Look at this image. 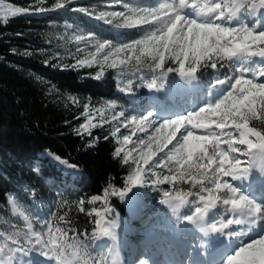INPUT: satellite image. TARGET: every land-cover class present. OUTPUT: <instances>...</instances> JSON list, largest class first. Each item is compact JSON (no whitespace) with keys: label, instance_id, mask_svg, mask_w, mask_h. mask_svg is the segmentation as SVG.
Listing matches in <instances>:
<instances>
[{"label":"snow or ice","instance_id":"obj_1","mask_svg":"<svg viewBox=\"0 0 264 264\" xmlns=\"http://www.w3.org/2000/svg\"><path fill=\"white\" fill-rule=\"evenodd\" d=\"M37 3L31 14L81 12L142 32L139 38L120 44L97 39L93 33L73 35L77 45L85 46L77 47L75 63L64 67L98 66L97 77L105 68L121 73L147 68L153 75L142 86L150 90L163 87L170 73L191 84L204 70H223L222 77L218 75L209 86L204 103L185 114L157 119L159 113L153 111L116 112L114 101L95 110L84 105L85 122L78 134L91 135L93 128L118 122L111 132L117 145L113 156L130 169L122 189L109 185L103 195L91 198L90 203L104 205L88 213L96 217L92 236L115 239L117 224L107 218L112 211L109 197L123 199L151 178L154 185H171L161 203L175 212L190 206L185 222L206 237L226 239L215 249L218 259L212 264H264V0H157L151 6L113 0L122 10L98 14L86 7H70L75 0H54L50 7L43 6L45 0ZM3 7L0 4V18L5 21L9 15L29 14L26 8L5 12ZM132 87L128 80L120 91L131 92ZM121 129L127 134L121 135ZM55 159L76 167L59 156ZM254 172L260 182L259 198L252 184L245 188L234 183L250 180ZM8 203L24 229L0 231V264H24L22 257L34 248L50 264H108L89 255L81 239L87 233L76 232L67 212L58 217L67 227L45 223L38 229L15 199L9 197ZM83 203L79 211H84ZM110 264H120L115 254Z\"/></svg>","mask_w":264,"mask_h":264},{"label":"trees","instance_id":"obj_2","mask_svg":"<svg viewBox=\"0 0 264 264\" xmlns=\"http://www.w3.org/2000/svg\"><path fill=\"white\" fill-rule=\"evenodd\" d=\"M53 2L45 0L43 6L50 7ZM93 2L75 0L70 7L89 8ZM0 4L7 5L5 12L17 7L29 9V14L9 15L7 21L0 18V231L24 229V222L10 211L8 196H12L22 203L38 229L45 223L67 227L58 220L67 212L76 232L87 233L81 239L93 260L107 261L106 248L100 251L94 247L91 231L95 216L88 215L104 205L90 201L103 195L109 185L122 189L130 169L113 156L117 145L111 136L112 121L91 129V135L78 134L77 129L85 122V104L95 110L109 100L127 106L132 101L118 93L112 69L105 68L97 77L98 66L64 67L75 63L73 43L52 39L49 34L70 21L81 22L107 40L131 41L142 32L117 27L116 22L109 25L81 12L31 14L39 6L37 0H0ZM218 75L222 77L223 70H204L198 80L199 90L205 93ZM107 118L110 120L109 113ZM56 156L75 165L79 172H71L65 165L66 170ZM170 188L168 184H152L151 178L144 187L133 188L126 196L132 215L123 199L109 197L113 217L119 214L125 227L123 247L136 244L139 235L133 233L142 234L153 216L165 210L161 200ZM81 201L84 211H79Z\"/></svg>","mask_w":264,"mask_h":264},{"label":"rangeland","instance_id":"obj_3","mask_svg":"<svg viewBox=\"0 0 264 264\" xmlns=\"http://www.w3.org/2000/svg\"><path fill=\"white\" fill-rule=\"evenodd\" d=\"M94 1L95 2L93 3L95 5L89 6L88 8L89 11L92 12L93 14H98L100 11H120L122 10L119 5L113 4V0H102V1L94 0ZM130 3L134 5L151 6V5H155L157 3V0H143V2H140V0H132V2ZM100 5H103V6H100ZM109 5H112V6L110 7ZM3 6L6 7L7 5H3ZM75 8H78V7H75ZM88 33H92V32H90L85 26H83L81 22L70 21L67 23H62L60 29L56 31V33L55 32L50 33L49 36L52 39L63 38L66 41L73 43L72 54L79 55L76 53L77 47L83 48L85 45L84 43L77 45V43L74 40H72L71 37L73 35H87ZM95 36L97 39L103 40L97 35ZM111 41H113V43L115 44L130 42L122 38L111 39ZM112 71H113V80L116 84V89L118 93L124 98H128L132 101V103H130L129 106L123 105V104H120L114 101L117 105L115 111L116 112L123 111L125 112L126 115H140V114L146 113L147 111H153V112L159 113V115L156 118L160 119L161 117H169V116H174L176 114H185L187 111H192L195 108L201 106L204 103L205 99L207 98L209 87L208 89H206L205 91L206 93H203L202 91L199 90L198 81L192 82L191 84L186 83L176 73L168 74L167 78L163 81V87L157 90L158 93L154 95L153 91L155 89L150 90L142 86L144 81L150 80L153 75V73H151L147 68L141 69L140 71H137V72L125 71L121 73L117 69H112ZM141 77H143V80L141 79ZM128 80L132 81V84H133L132 91L131 92L120 91V89L124 87L125 84H127ZM183 93H187V95H184L185 98L180 99V100L176 99L175 97L176 94L180 95ZM109 101H113V100H109ZM104 105H106V103ZM111 115L112 113L109 112L110 117ZM116 126H118V122L112 121L110 125L112 131L114 130ZM123 134H127V131L124 129H121V135ZM157 171H161V170L157 169ZM71 172L78 173L77 171H71ZM255 174L256 173L254 172V175ZM253 194L256 195V193H253ZM123 199L128 203L127 204L129 206V208L127 209L128 213L132 215L131 204L128 202L127 197H124ZM17 203L21 207H23L22 203H19V202ZM109 215L111 219H113L112 212ZM114 220L117 224V227L115 228V236L120 237L121 233L125 232V227L123 226V223L121 221V217L119 214H117ZM159 220L160 219H158L157 222H160ZM154 221L155 220L152 219L150 224H152ZM154 230L159 232L160 227L155 226ZM133 235L140 236L139 231H135ZM145 242L147 243V241ZM94 247L98 248L97 245L95 244H94ZM99 250L102 251V248L99 247ZM127 252L129 255L131 253V249L129 248ZM146 252L149 253V251H146ZM141 260H144L147 263L148 258H144V259L142 258ZM107 262H109V259H107ZM160 262L162 264L165 261L163 260V258H160Z\"/></svg>","mask_w":264,"mask_h":264},{"label":"bare ground","instance_id":"obj_4","mask_svg":"<svg viewBox=\"0 0 264 264\" xmlns=\"http://www.w3.org/2000/svg\"><path fill=\"white\" fill-rule=\"evenodd\" d=\"M188 93V92H187ZM187 93L183 94H176V99L180 100L185 98L184 95H187ZM188 97V96H187ZM65 166V164H63ZM67 166V165H66ZM67 168L72 171H78L75 168ZM257 173L254 175L250 180L247 181H236L237 185L242 184V186L246 187L248 184H252L255 188V191L253 193H256L255 196L259 198L261 195L259 191L260 187V182L259 179L257 178ZM235 183V182H234ZM168 206V205H167ZM169 207V206H168ZM171 208V207H169ZM172 209V208H171ZM160 221V220H159ZM172 229H177L180 231L176 233H170ZM193 225L188 224L183 220L176 225H167L165 224V227L163 231H160L157 234H152L149 238H146V241L141 240L140 245L137 250V254L143 258H149L148 259V264H161L160 258H163L165 262L162 264H185V260L189 259L191 257L189 245L188 244H183L180 237L183 236L186 237V235L190 236L192 240L196 238V235L193 234L192 230H196ZM199 231V229H197ZM202 242L204 243L205 247L207 248L206 253H200V252H195L193 257L191 258V263L190 264H212L213 261L217 260L218 257L215 254V249L222 244H226L227 241L225 238H217L216 236H200L199 237ZM147 245H152L154 246V249L152 252L149 254L146 252V249H144L145 246ZM160 246V247H159ZM144 249V250H143ZM136 252L132 253V256H135ZM32 264V263H29Z\"/></svg>","mask_w":264,"mask_h":264}]
</instances>
